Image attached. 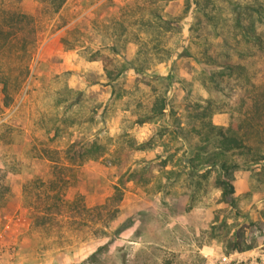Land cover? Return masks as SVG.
I'll return each mask as SVG.
<instances>
[{"label": "rangeland", "instance_id": "1", "mask_svg": "<svg viewBox=\"0 0 264 264\" xmlns=\"http://www.w3.org/2000/svg\"><path fill=\"white\" fill-rule=\"evenodd\" d=\"M187 1L0 0V264H264V116L229 156L230 195L187 163L191 125L264 98V11L248 8L264 0ZM169 63V106L146 120ZM91 139L101 154L80 156Z\"/></svg>", "mask_w": 264, "mask_h": 264}, {"label": "trees", "instance_id": "2", "mask_svg": "<svg viewBox=\"0 0 264 264\" xmlns=\"http://www.w3.org/2000/svg\"><path fill=\"white\" fill-rule=\"evenodd\" d=\"M188 6L191 7V9L194 12H204L202 8L200 7L199 0H188L187 1ZM248 8L255 12L256 17L262 19V13L264 11V6L260 4H252L249 5ZM205 18L211 23V27L215 30V25L217 26L216 21H212L213 18H211L208 13L205 12ZM235 24L239 27L240 30V37H243L246 41L254 39L252 37H255L257 39V44L262 45V39L259 34L254 33L253 35L250 33V31L244 27L243 23L239 20V18H235ZM111 50L115 51L114 45L110 48ZM218 49V48H217ZM236 50H241L240 47H237ZM188 56L190 53H183V56ZM181 55L179 53L177 56H173L172 53L168 54V58L171 59L170 62H173L175 58H179ZM101 59L105 60V64L108 60H111L108 56H101ZM168 60V59H167ZM214 60V58L212 59ZM127 66L117 67L114 69H109L106 65H104V73L107 76L109 81H116L118 78L124 76L125 69H133L136 70L138 67L135 65L131 60L127 61ZM213 62V61H212ZM242 66V65H241ZM174 67L169 63V71L165 75H158L155 74L156 78L162 79L164 82L162 83V86L164 90L166 91L164 95L163 93L161 95H156L154 97V100L152 102V105L150 107L149 116H147L146 120H153L156 121L158 118H161L165 115L166 109L169 106V98L167 96L168 94V88L170 87V80L174 72ZM168 80V83H167ZM0 83H2V86L0 87V91L4 90L6 88L5 80H0ZM9 102L8 99H6L3 103V105H7ZM205 105L201 106L200 110L201 112L205 113L207 115L210 113L211 110L209 99L204 100ZM199 106V105H198ZM255 115L258 116H264V98L259 100L258 98H253L251 100V103L249 105V108L247 111L243 113L238 119L235 121L229 122L225 126H218L215 125L210 119L201 121V124H199V127H196L195 125H191V129L194 130L197 135L200 137V143L198 145H194V148L191 151L192 156L187 159V163L190 166L191 169L196 170L199 166H202L203 164L207 165L205 167V174L204 176L211 174V170L214 172L213 178L217 182V186L221 190V195L226 197L230 195L233 192V184L230 180L232 170L236 167L237 163H235L234 160L229 158L231 154L234 153H242V152H252L254 150V142L255 140L252 139L250 136L251 129L254 127V124L252 123V120ZM145 121V120H143ZM142 121V122H143ZM259 125V124H258ZM204 129L203 134L201 133V129ZM260 142H264V134L260 135ZM202 143V144H201ZM99 146L97 145L96 141L91 139L85 141L84 145L81 148L80 156L83 154L89 155L90 157H96L97 155L101 154L98 153L96 155V152L98 150ZM205 154V155H204ZM262 157L264 159V153H261ZM205 156V157H203ZM128 179V177H125L124 179L120 177L119 183L124 184L125 181ZM119 184V187H120ZM118 186L114 187V192L111 198H121V190Z\"/></svg>", "mask_w": 264, "mask_h": 264}, {"label": "built area", "instance_id": "3", "mask_svg": "<svg viewBox=\"0 0 264 264\" xmlns=\"http://www.w3.org/2000/svg\"><path fill=\"white\" fill-rule=\"evenodd\" d=\"M261 229L264 230V227H262ZM221 258H222V262L228 261V257L227 256H222Z\"/></svg>", "mask_w": 264, "mask_h": 264}]
</instances>
